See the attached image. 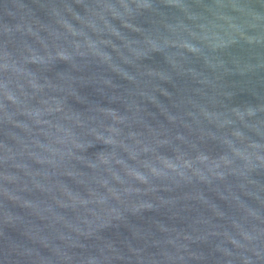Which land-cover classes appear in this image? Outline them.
Listing matches in <instances>:
<instances>
[{"label":"water","instance_id":"obj_1","mask_svg":"<svg viewBox=\"0 0 264 264\" xmlns=\"http://www.w3.org/2000/svg\"><path fill=\"white\" fill-rule=\"evenodd\" d=\"M0 264H264V0H0Z\"/></svg>","mask_w":264,"mask_h":264}]
</instances>
